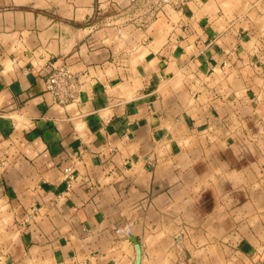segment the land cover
<instances>
[{
  "label": "crops",
  "instance_id": "0c3cea01",
  "mask_svg": "<svg viewBox=\"0 0 264 264\" xmlns=\"http://www.w3.org/2000/svg\"><path fill=\"white\" fill-rule=\"evenodd\" d=\"M142 3L0 0V264H264V0Z\"/></svg>",
  "mask_w": 264,
  "mask_h": 264
},
{
  "label": "built area",
  "instance_id": "2783aa9c",
  "mask_svg": "<svg viewBox=\"0 0 264 264\" xmlns=\"http://www.w3.org/2000/svg\"><path fill=\"white\" fill-rule=\"evenodd\" d=\"M46 91L61 105L68 104L77 99L83 85L82 74L75 72L66 63L52 66L46 78ZM72 168L64 169L66 188L71 189L73 183Z\"/></svg>",
  "mask_w": 264,
  "mask_h": 264
},
{
  "label": "rangeland",
  "instance_id": "374dc122",
  "mask_svg": "<svg viewBox=\"0 0 264 264\" xmlns=\"http://www.w3.org/2000/svg\"><path fill=\"white\" fill-rule=\"evenodd\" d=\"M172 4H175V0H143L142 4L137 5L136 7H132L131 10L127 11L125 14H123L121 17L123 18H129L131 19L134 15L140 16L141 14H143L144 12H146L147 10L151 9L153 11H161L163 8H170V6H172ZM151 11H149L150 13ZM116 15V13H105L104 14V18L105 21L102 22V19H100L101 22H95L93 25H96L100 28L105 27V28H114L116 27L117 30H123L122 33L124 35L127 34V31L129 30V27L131 22H129V19L125 20H121L118 21V23H113V19H106L107 17Z\"/></svg>",
  "mask_w": 264,
  "mask_h": 264
},
{
  "label": "water",
  "instance_id": "95a60500",
  "mask_svg": "<svg viewBox=\"0 0 264 264\" xmlns=\"http://www.w3.org/2000/svg\"><path fill=\"white\" fill-rule=\"evenodd\" d=\"M126 234H127L128 238L134 243L135 248H136L137 256H136V260H135V263L134 264H141V261H142V250H141V246L136 241V238H134V236L131 234V232L129 230L126 231Z\"/></svg>",
  "mask_w": 264,
  "mask_h": 264
}]
</instances>
